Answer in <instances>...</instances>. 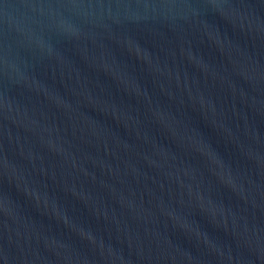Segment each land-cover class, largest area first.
Wrapping results in <instances>:
<instances>
[{"label":"water","instance_id":"water-1","mask_svg":"<svg viewBox=\"0 0 264 264\" xmlns=\"http://www.w3.org/2000/svg\"><path fill=\"white\" fill-rule=\"evenodd\" d=\"M0 264H264V0H0Z\"/></svg>","mask_w":264,"mask_h":264}]
</instances>
